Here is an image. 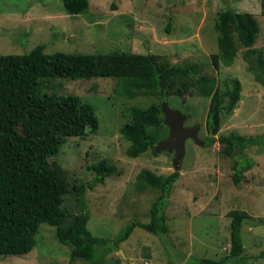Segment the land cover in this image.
<instances>
[{
  "label": "rangeland",
  "instance_id": "rangeland-1",
  "mask_svg": "<svg viewBox=\"0 0 264 264\" xmlns=\"http://www.w3.org/2000/svg\"><path fill=\"white\" fill-rule=\"evenodd\" d=\"M261 0H88L85 14L70 15L61 0H0V54H22L37 44L45 52L99 53L125 50L157 54L169 66L196 65L201 74L215 76L221 92L234 79L240 82V99L229 114L223 112L218 132L209 145L192 139L185 143L178 179L174 182L165 210L168 232L153 234L135 227L130 236L105 257V264H188L195 258L220 260L230 248L231 209L245 210L241 237L242 264H264V146H252L247 155L254 165L238 183L232 179L233 160L222 139L230 131L244 136L264 134V80L255 58H264V15ZM226 7L247 11L257 19L260 31L250 49L239 48L230 62L216 69L210 55L217 51L213 24L217 11ZM148 48V49H147ZM47 91L77 94L90 103L98 128L84 137H68L58 155L51 158L64 169L72 183H82L89 213L87 226L99 237L112 239L127 223L149 221V208L159 191L136 190L135 177L143 168L168 175L173 167V151L148 148L135 158L126 154L129 141L119 127L129 119L132 106L161 103L158 94L120 95L115 78L46 81ZM181 96L169 94L171 108L187 115L185 125L199 124L198 137L207 136L206 114L210 97L196 86ZM164 117V115H163ZM163 123L157 141L166 138ZM106 159L117 171L89 188L91 166ZM64 208L76 213L71 193ZM70 247L60 243L55 229L40 225L36 246L27 254L0 255V264H68ZM192 257V260H190ZM73 264H89L76 259Z\"/></svg>",
  "mask_w": 264,
  "mask_h": 264
},
{
  "label": "trees",
  "instance_id": "trees-1",
  "mask_svg": "<svg viewBox=\"0 0 264 264\" xmlns=\"http://www.w3.org/2000/svg\"><path fill=\"white\" fill-rule=\"evenodd\" d=\"M66 13L85 14L88 0H61ZM264 15V0L260 1ZM217 51L210 55L216 69L221 61L230 62L239 48L250 49L255 44L260 27L252 13L226 7L217 11L213 24ZM264 80V58H255ZM115 78L118 92L133 98L158 94L162 101L174 92L181 96L196 86L203 96L210 97L205 120V144L214 141L221 115L229 114L240 99V82L221 92L215 76L201 74L194 65L169 66L158 60L157 54L134 53L125 50L82 53L56 51L47 53L37 44L22 54H0V255L27 254L36 246L40 225L54 227L57 240L70 247L69 263L80 259L89 264H105V257L125 241L135 227L153 234L169 230L165 210L178 171L168 175L141 169L135 177V188L159 191L149 208V221L127 223L112 239L94 235L87 226L89 213L84 193L88 187L72 183L64 169L55 161L61 145L68 137H84L98 128V120L90 103L77 94L47 91L46 81L54 78L90 79ZM161 103L146 107L132 106L129 119L119 127L129 141L126 154L135 158L154 146L163 126ZM227 143L233 160L232 179L238 183L254 165L247 155L252 146H264V134L244 136L230 131L222 139ZM94 172L89 188L117 171L116 166L101 159L91 166ZM73 195L78 211L69 213L63 206L64 197ZM230 220V248L220 260L195 258L188 264H242L241 227L249 214L242 209L227 212ZM264 256V252L262 253ZM192 260V257L191 259Z\"/></svg>",
  "mask_w": 264,
  "mask_h": 264
},
{
  "label": "water",
  "instance_id": "water-1",
  "mask_svg": "<svg viewBox=\"0 0 264 264\" xmlns=\"http://www.w3.org/2000/svg\"><path fill=\"white\" fill-rule=\"evenodd\" d=\"M161 111L164 115L163 123L168 127L169 131L166 138L156 142L154 150L156 152L163 150L173 151V167L177 171L185 153L186 140L192 139L198 145H204L205 140L200 139L197 135L199 124L185 125L187 115L181 110L171 108L166 101H162Z\"/></svg>",
  "mask_w": 264,
  "mask_h": 264
}]
</instances>
